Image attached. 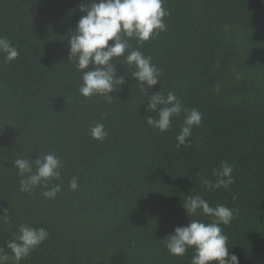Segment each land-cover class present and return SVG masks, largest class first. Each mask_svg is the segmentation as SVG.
Segmentation results:
<instances>
[{
	"label": "trees",
	"instance_id": "16d2710c",
	"mask_svg": "<svg viewBox=\"0 0 264 264\" xmlns=\"http://www.w3.org/2000/svg\"><path fill=\"white\" fill-rule=\"evenodd\" d=\"M91 2L0 0V36L19 51L12 62L0 56V248L24 224L48 238L20 264H190L191 250L169 255L164 239L188 224L185 198L200 195L236 210L221 225L229 254L264 264V0H165L167 30L128 40L151 56L160 84L144 96L135 69L117 60L125 80L111 103L79 94L81 73L69 60L68 40ZM160 91L202 114L179 149L183 112L162 134L146 124L155 116L148 97ZM97 123L108 133L102 141L89 135ZM49 153L62 161L51 181L61 191L54 199L39 187L21 192L13 161ZM225 160L235 183L205 190L200 180L215 182Z\"/></svg>",
	"mask_w": 264,
	"mask_h": 264
},
{
	"label": "clouds",
	"instance_id": "9594fccd",
	"mask_svg": "<svg viewBox=\"0 0 264 264\" xmlns=\"http://www.w3.org/2000/svg\"><path fill=\"white\" fill-rule=\"evenodd\" d=\"M164 2L165 0H93L81 7L84 15L72 31L68 45L69 60L74 62L76 71L81 73L78 92L83 98L101 96L106 103L112 102L110 93L125 80L123 75L116 73L117 60L126 66L125 71L135 69L130 78L137 81L136 86L144 96L148 89L160 84L161 71L152 63L151 56H145L139 49L129 50L128 40L134 38L138 43H143L167 30L165 18L170 13L164 8ZM109 41H112L111 45ZM0 56L5 62H12L19 56L18 49L2 36ZM146 112L155 113V116L146 118L147 126L161 134L170 129L173 118H179L184 113L183 126L175 137L177 149L191 136L193 127L202 122V114L195 108L185 109L173 92H168L165 96L160 91L148 97ZM89 135L94 140L102 141L108 133L102 123H97L90 128ZM13 165L20 177L21 192L31 194L39 187L44 189L43 197L54 199L61 191L60 183L51 184V181L60 180L61 176L62 161L57 155L45 154L34 161L28 157L17 158ZM232 173V165L226 160L221 161L219 168L212 170L215 182L204 177L200 183L205 190H227L235 183ZM68 186L75 191L78 188V177H73ZM182 206L188 217V224L176 227L164 239L169 255L183 257L191 250L190 264H239V258L235 254H229V237L221 227L232 222L236 210L223 204L213 207L200 195L187 196ZM196 217H205L208 222ZM4 220L6 222L7 217ZM47 238L48 232L43 227L19 225L12 238L6 242L8 251L0 248V264H9V261L20 264Z\"/></svg>",
	"mask_w": 264,
	"mask_h": 264
}]
</instances>
